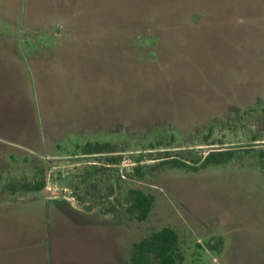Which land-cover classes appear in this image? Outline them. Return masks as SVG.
Segmentation results:
<instances>
[{
    "label": "rangeland",
    "instance_id": "1",
    "mask_svg": "<svg viewBox=\"0 0 264 264\" xmlns=\"http://www.w3.org/2000/svg\"><path fill=\"white\" fill-rule=\"evenodd\" d=\"M66 23L84 32L56 45ZM0 118L35 126L0 140V196L44 180L38 195L92 211L90 232L19 245L33 264H131L165 226L179 264H264V0H0ZM97 141L114 150L83 153ZM130 189L154 196L147 220Z\"/></svg>",
    "mask_w": 264,
    "mask_h": 264
},
{
    "label": "crops",
    "instance_id": "2",
    "mask_svg": "<svg viewBox=\"0 0 264 264\" xmlns=\"http://www.w3.org/2000/svg\"><path fill=\"white\" fill-rule=\"evenodd\" d=\"M51 24L53 26L57 25L53 22ZM60 25L61 27L56 31L54 37V41H58L56 45L66 41L64 40L66 38H73L77 36L76 34L84 32L82 28L75 30L73 26H68L67 23ZM31 29L38 30L35 25ZM86 31L89 30L86 29ZM24 126L18 127L15 123L0 118V140L15 142V144L18 143L17 145L21 146L26 145L33 136H30L31 128L35 126L33 122L28 127L27 125ZM42 190L34 191L37 194L30 196H15L17 193H10V197L0 196V264H33L32 260L26 257L28 254L20 250L15 251L17 247L20 245L25 248L36 236L45 239V241L47 239L48 246H50L48 239L52 237L54 240L53 237L56 235L58 227H62L64 224L67 226L71 224L70 221L76 223L74 226L77 225L78 228H88L89 232L92 230V211L77 207L66 196L48 197L43 194L38 195V192ZM4 221L12 222L4 225ZM9 227L14 230L12 232L8 231V233L5 232ZM8 243L12 247L7 248Z\"/></svg>",
    "mask_w": 264,
    "mask_h": 264
},
{
    "label": "trees",
    "instance_id": "3",
    "mask_svg": "<svg viewBox=\"0 0 264 264\" xmlns=\"http://www.w3.org/2000/svg\"><path fill=\"white\" fill-rule=\"evenodd\" d=\"M85 154H96L110 152L114 146L109 142H88L80 147ZM234 150H216L211 151L201 161V165H194L193 170L209 164L222 163L234 156ZM176 166L189 167L187 162L174 159ZM139 174L142 175L140 167H136ZM3 181V174L0 171V186ZM46 183L44 180L25 181L22 179H13L7 182L5 188L11 194L18 192H34L44 189ZM129 205L127 210L131 216L139 221H145L152 212L155 204L153 195L146 193L141 189L129 190ZM136 253L132 258L131 264H179L183 259L180 246L179 233L170 226H165L149 237L144 238L135 244Z\"/></svg>",
    "mask_w": 264,
    "mask_h": 264
}]
</instances>
